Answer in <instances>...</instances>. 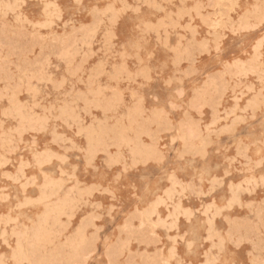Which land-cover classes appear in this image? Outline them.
I'll list each match as a JSON object with an SVG mask.
<instances>
[{
	"label": "rangeland",
	"instance_id": "1",
	"mask_svg": "<svg viewBox=\"0 0 264 264\" xmlns=\"http://www.w3.org/2000/svg\"><path fill=\"white\" fill-rule=\"evenodd\" d=\"M0 264H264V0H0Z\"/></svg>",
	"mask_w": 264,
	"mask_h": 264
},
{
	"label": "bare ground",
	"instance_id": "2",
	"mask_svg": "<svg viewBox=\"0 0 264 264\" xmlns=\"http://www.w3.org/2000/svg\"><path fill=\"white\" fill-rule=\"evenodd\" d=\"M166 179V178H165ZM43 197V196H42Z\"/></svg>",
	"mask_w": 264,
	"mask_h": 264
}]
</instances>
